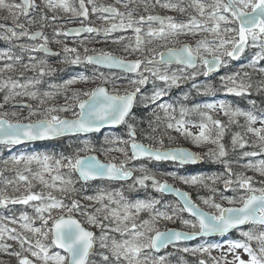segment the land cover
I'll use <instances>...</instances> for the list:
<instances>
[{"label":"snow or ice","instance_id":"snow-or-ice-1","mask_svg":"<svg viewBox=\"0 0 264 264\" xmlns=\"http://www.w3.org/2000/svg\"><path fill=\"white\" fill-rule=\"evenodd\" d=\"M88 3H93V0H88ZM162 8L169 10H176L181 13L187 9L180 6L177 3H172L171 0H165L161 3V0H156ZM46 7L50 10L62 9L65 12H71L73 15L82 16L87 18L89 13L85 7L84 0H80L79 11L73 7L69 0H46ZM128 7L127 4L124 5ZM38 7L35 5L34 0H23L22 4H11L6 0H0V9H6L12 19L17 21L19 16L23 15L27 17L31 9ZM188 8L194 10L197 15H191L187 22L177 23L173 17L170 16H159V15H148L147 17L141 15L138 19L134 18L132 11L125 13L120 12L113 6H100L97 8L93 6V13L99 11L101 13H107L103 17L104 20L119 18V23H112L110 27H106L103 31L105 34L123 29H132L136 34V46L132 49L133 52L141 51V45L145 42L152 43L153 39L164 41L161 45L165 51L157 52L156 49H149L150 52L155 53L159 56V60L148 59L147 62L136 59L128 61L121 59L117 56L107 52H100L97 55L90 56L86 55L83 60L77 53L75 48H64L65 53H77L74 58H65L64 63L72 65H79L81 63L93 64L106 66L108 68H119L125 72L136 73L139 79L132 80L131 83L138 85L133 91H125L123 95L118 92L110 93L106 87L99 86L90 91L75 92L71 99L75 100L76 103L72 107H78L79 112H74V119H62L58 115H53L55 112H66L71 110L67 105L60 108L49 107L44 110L43 118L23 123L20 119L15 122L6 119L8 113L5 112L0 115V144L3 145H19L25 141H38L54 139L60 136L68 134H80V133H93L99 132L105 125H122L126 124L128 128L127 135L130 137L128 141H122L125 144L130 143L132 155L128 157L127 152L124 149L119 151L124 152L126 160L121 161L119 164L109 161L108 163H102L96 156L85 155L81 156L80 151H91L87 141L84 142L85 147L78 149L72 156L62 157L61 159H54L49 155H19L12 157V163L14 165H25V171L31 172V168L28 165L36 163L41 165L42 171L34 174V179H38L39 182L46 187L56 188L57 182H59L61 192H72L75 191L73 188V180L71 178H65L60 174V169L67 168L69 173H78L79 178L85 182L96 179H108V180H129L133 176L134 169L126 167L128 159L138 160L146 158L155 161H173L179 162L180 164L197 163L202 159L198 154L188 151L183 148L175 149H163L154 148L151 145H144L135 141L136 128L129 122L134 120L133 108L136 104L137 95L140 93V86L148 83V77L144 75V72L150 73L156 79L165 82L168 87L179 86V77L176 73L169 75L167 71L161 72L159 67H148V65H162L168 66L173 63L185 65L187 67L195 68L197 61L205 69L203 71L204 76H208L212 72L218 70L224 65L223 57L227 56L233 60L239 59L241 54L244 53L246 46L249 41L252 42V46L260 47L261 53H258L252 65L254 66L260 60H264V0H191ZM147 11V8L145 9ZM199 17V19L197 18ZM46 19V17H41ZM33 21H30L32 23ZM147 23V37L145 41L140 33L143 31V25ZM156 23L159 25L158 28H153L151 25ZM43 26V25H41ZM5 27L0 25V28ZM16 27L21 31H16L14 28H6V35L4 39H20L21 37H28L30 40L42 39L44 43L39 45H21V49L31 52H43L46 55H59L53 53L47 46V37L40 31L30 33L24 30L23 24H16ZM70 32L79 34L80 32L88 33H99L100 29L93 27H84L80 29H72ZM198 32H207L214 34L218 38V42L215 46H212L207 40H200L196 42V47L193 49L192 45L184 44L180 47H169V38L177 37L180 35H196ZM67 34V33H65ZM225 34H232L228 38H225ZM120 39H124L121 37ZM259 42V43H258ZM231 45V48L227 47ZM207 53V56L202 54ZM85 53L88 49L85 48ZM211 57V59L208 58ZM7 58L8 60L19 61L20 57H14L8 52H0V59ZM35 60V57H31ZM144 65L143 71L141 66ZM5 67L9 70L13 68L12 64H7ZM24 68L31 67L32 69H38L41 76L47 73L55 71L47 65V61L41 59L37 63L31 65H23ZM264 72V68L259 69ZM195 73L191 78L194 79ZM239 75V74H236ZM189 77H184L188 79ZM91 78L80 74L77 77H73L64 82V85L60 87L67 88L69 85H73L78 81L89 82ZM221 80L227 81L228 84L234 85L227 87V92L234 93L237 96L245 94L252 85L250 83L245 84L243 81L237 83L235 76L221 77ZM104 83H108L107 79H104ZM40 80H29L26 83H19L16 80L9 78L6 81L0 83V91L7 90V94L4 96V102L7 103L10 99H14L17 96H28L32 99H37L39 93L37 91H29L30 87L40 84ZM193 87H197L193 85ZM21 89L22 91H17ZM206 91H212L209 86ZM165 94L164 89L154 90L150 97H144L145 106L147 103H156ZM51 92H44L45 98L52 97ZM81 96L86 99H80ZM45 99H40V103L44 104ZM254 103V102H253ZM31 108V105H25ZM3 104H0V108ZM158 107L164 110L165 114H168V110L172 108L170 104H159ZM200 108L205 109H216L217 105L214 103H208L204 105H196L191 111H199ZM219 108L224 111V114L232 117L243 116L248 123V131L254 133L260 141L259 147L261 151L258 152H244V156H257L264 154V127L254 128L253 124L258 121L264 125V114L258 116L253 112L241 111L240 109H232L231 106L224 102H220ZM189 111V109L181 108V115L183 116ZM36 111H30L29 115H36ZM12 116H17V113L13 112ZM200 115L205 116L215 126L221 129L217 138L212 139L210 137V130L207 124H201V131L198 135L193 137V142L200 144L202 142H211L218 145V152L209 150L208 156L216 161H221V158L227 155L225 147L220 143V137L223 136V129L220 120H213L207 112H201ZM24 119H28L25 117ZM157 120L159 117L157 116ZM184 120L168 123L169 129H175L177 132H181L183 135L191 136L190 132L184 129ZM155 130V129H154ZM154 139V137H149ZM171 139V137H170ZM163 145V140L159 141ZM233 146L239 144V147H245L246 141L237 134L232 140ZM112 150V149H110ZM66 161V162H65ZM227 164V161H222ZM7 163V162H6ZM248 168H253L264 176V160H260L257 164L249 163L246 165ZM55 171V175H52ZM140 171L144 174L136 178L135 183L141 187H146V181L151 180L152 186L161 193L174 192L182 203V207L178 209L179 212H188L194 218L195 222L191 220H181V223L189 226L192 231L184 232L177 231L174 229H168L164 232L159 231L155 227L156 217H159L166 221H172L173 215H169L167 212L156 211L155 215L151 220H144L142 224L138 225L136 219L142 211L153 212L155 205L159 203L158 200L143 201L137 200L134 203H124L120 209L107 210V205H104V209L107 210L103 216V220L112 218L116 222V227L112 230L121 234V236H127L122 240L115 238H109L108 235L102 231L99 237L100 248L106 249L108 254L101 253L102 264H146L147 256H144L145 250H156L159 251L161 248H166L168 245H173L181 240L194 239L197 236H209L212 234H225L231 229L239 228L241 225L252 224L264 226V187L256 188L252 184L251 177L239 176L236 183L239 184L241 189H244L247 193L246 196H241L239 203L241 207L224 208L221 204L216 203L211 198H202L203 203L209 208L214 209V212H204L197 204H195L189 193L183 192L179 189L174 188L168 184L167 181L161 182L150 175L147 170L141 166ZM231 174V169H228ZM45 173L51 176V183L46 180ZM174 178L181 180L185 184L189 185H203L208 187L205 182L206 179H212L215 181V177L206 178L204 176H190V177H177L174 173H171ZM20 181H26L31 187V182L28 176L19 174ZM225 186H230L233 181L225 180ZM135 185H132L134 187ZM215 191V189H212ZM123 199L122 193H116ZM228 200L229 204L237 203L236 200L230 197H223ZM88 200H95L97 202H103L107 199L110 202L119 204L120 201L114 200L112 194L101 193L97 196H88ZM48 202L45 203L44 201ZM31 201H40L39 206L35 208L39 219L45 226L48 225L49 220L52 221V225L47 231H42L41 228L32 227L31 218L25 213L21 214L20 220L25 221L21 224V227L28 232L39 235L47 239L51 234V245L42 243L40 239L35 242V248L38 250H31V242L27 237H21L19 235H12L15 229L9 230L7 226H0V241H3L5 236L10 240H18L21 248L26 243L30 245L29 251L31 255L37 260L43 262V264H90L89 257L94 251V245L96 243L95 234L92 231L85 229L79 220L75 219L72 215L73 211H79L81 206L78 201L73 200L71 206L68 207L67 215H60L53 217V210H63L67 207L62 200L56 199L51 193L44 197L42 194L28 192L26 195H22L17 198H9L5 194H0V206H7L8 204H24L27 205ZM102 209L97 208L96 212L100 213ZM47 213V217L44 215ZM87 222L95 227H100L102 230V220L95 214L87 216ZM12 223H16L12 220ZM142 229V230H141ZM247 238L248 242L256 240L259 242L258 249H253L249 243L240 241H230L229 251H235L236 249L242 248L248 255V260L240 259L236 256L235 259L238 264H264V231H260L259 234H254L252 231H246L241 233ZM110 241V242H109ZM55 246L62 249L66 255H61L59 252L49 254V247ZM11 245L0 242V250H7ZM213 247H220L219 245H208L200 246L196 248H183L184 252H192L193 254L208 253ZM20 258L19 252L9 253ZM143 256V259H142ZM19 264H33V261L27 257L19 259ZM152 264H165V257L161 256L158 260H154ZM199 264H205L204 260H200Z\"/></svg>","mask_w":264,"mask_h":264},{"label":"rangeland","instance_id":"rangeland-1","mask_svg":"<svg viewBox=\"0 0 264 264\" xmlns=\"http://www.w3.org/2000/svg\"><path fill=\"white\" fill-rule=\"evenodd\" d=\"M6 2L11 4H21L19 0H6ZM165 0H161L164 3ZM172 3H177L180 6L186 8L187 10L183 13L176 10H169L162 8L156 3V0H123L119 3H114L113 5L119 6L123 9L122 13L127 14V12L132 11L134 18L138 19L141 15L139 7L146 9L144 13H148L151 10L161 9L162 12L165 10L168 15L175 16L174 21L177 23L187 22L191 15H197L193 9L188 8L191 0H171ZM35 7L30 16L25 17L23 15L19 16L17 21H14L6 9H0V25L5 27L0 28V43L5 41L7 46H0V52H8L14 57H20L19 61L8 60L7 58L0 59V83L8 80L9 78L18 81L19 83H26L29 80H40L41 83L35 85V87H30L29 91H37L39 97L37 99H32L28 96H17L14 99H10L7 103L4 102V96L7 94V90L0 91V104L3 107L0 108V115L7 112L9 119L15 122L20 119L22 122L34 121L43 118L44 110L49 107L60 108L62 106H69L71 110L66 112H55L53 115H58L61 118L73 117L74 112H79L78 107H72L75 105L76 101L71 99L73 93L90 91L96 87L106 85L111 92H118L119 94L125 93V91H133L138 85L132 84L131 81L139 79L137 74L129 75L118 70H105L99 67L92 66L91 64L81 63L79 65H72L69 63H64L65 58H74L77 53L80 55L81 59L86 55L98 54L100 52L111 53L112 55H117L122 58L134 59L141 58L143 60L152 59L149 49H156L157 52L164 50L161 45L164 43L162 40L153 39L152 43L145 42L141 45V51L133 52L132 49L136 46V34L132 29H125L123 32H111L109 34L104 33L106 27H110L112 23H119V18L108 19L107 21L103 19L105 15L101 14L99 11L93 13L92 8L96 6H105L104 2H97L93 0V3H89L90 11L92 12V18L89 21L91 25H96L99 27V33L87 34L83 37L71 38L66 33V30L71 27H79L86 24V20L82 16L73 15L71 12H65L62 9H57L55 11L50 10L46 7V0H34ZM69 3L79 11L78 0H69ZM125 4L128 5L125 8ZM144 7V8H143ZM165 12V13H166ZM41 17H46V19H41ZM199 19V17L197 16ZM30 21H33L30 23ZM23 24L24 30L34 33L37 31L43 32L44 36L47 35V46L49 49L62 51L61 57L55 59L51 54H45L43 52H31L21 49V45H39L44 43V40H30L28 37H21L20 39H4L6 35V28H14L16 31H21V29L16 27V24ZM154 24V23H153ZM43 25V26H41ZM143 26V31L140 33L141 37L146 41L149 39L146 35L148 24L138 25ZM153 28H158L159 25H151ZM232 34H225V38H228ZM123 37L124 39H120ZM200 40H207L212 46L218 42V38L211 33L198 32L196 35H180L177 37H170L168 46H181L184 43H191L193 49L196 47V42ZM259 43V42H258ZM77 49V53H65L64 48ZM230 50L231 45L227 46ZM85 48L88 52L85 53ZM262 49L260 47L252 46L250 41V52L246 55L243 61L238 62L231 60L229 57L224 56V67L221 73L214 76H204L202 73L205 70L200 64L196 69H189L180 65H148V67H159L161 72L167 71L169 75L176 73L181 77L179 81V86L168 87L165 82L160 81L153 77L150 73L144 72V75L148 77V83L146 85L140 86L142 93L137 100V107H145L146 114L152 117V126L158 130V127H162L157 135H155V143L151 146L156 148H162L167 146L183 145L189 147L194 152L207 158V170H201L200 172H192L190 174H184L175 169L167 168L166 165H158L153 160H131L128 159L126 162V167L134 169L136 174L135 179L130 181H113L107 179H99L95 181H88L86 183L82 182L79 178L78 173H69L67 168H61L60 174L65 176V178H71L73 180V188L75 191L72 192H61L59 190L60 185L57 182L56 188H49L41 184L38 179H34V174L36 172L42 171L41 165L35 162L28 165L31 168V172L25 171V165L21 163L20 165H14L12 163L13 156L19 155H49L54 159H61L62 157L72 156L76 153L78 149L85 147L84 142L87 141L91 151L85 152L80 151L81 156H85L91 153H96L100 159L105 162H114L119 164L121 161L126 160L124 152H127L128 157H130L131 151L129 148V143L125 144L122 141L130 140L127 135L128 128L127 125L122 129L106 131L97 135H78V136H67L63 139V144L66 149H63L62 145L51 144L50 146L37 147L35 145H27L25 147H13L0 145V194H5L9 198H17L22 195H26L29 191L32 193L42 194L47 197L51 193L56 199L62 200L67 206L63 210H53L52 216L67 215L68 207L71 206L73 200L79 202L81 208L79 211H73L72 215H77L85 223V225L90 229L98 230L99 234L96 236L97 248L94 254L91 255L89 261L90 264H102L103 254H108L106 249L100 248L99 237L102 231L105 232L108 237L115 238L117 240H122L124 238H129L127 236H121L120 233L113 231L112 229L116 227V222L109 218L108 220H103V216L106 214L107 210L120 209L124 203H134L137 200L152 201L158 200L159 203L155 205L153 212L142 211L136 219L138 225L142 224L144 220H151L155 215L156 211L167 212L169 215H173L172 221H166L159 217H156L155 227L161 230H168L169 228H179L185 231H192L189 226L181 223V220H191L195 222V218L186 212H179L178 209L182 207L179 200L172 196H166L159 192L152 186V181H146V187H141L136 184V178L142 176L144 173L140 171L141 166H143L147 172L158 178L159 181H169L175 186L192 192L194 199L197 204L202 206L205 210L209 212H214L215 210L209 208L203 203L202 198H211L216 203L222 205V207L227 206H241L239 199L241 196H246L247 193L244 189L239 187L236 183L239 176L251 177L252 184L256 188L264 187V176H261L253 168H248L246 165L249 163L257 164L260 160H264V154L257 156H244V152H260L259 147L260 141L258 137L249 132L248 123L243 116H237L230 118L224 114V111L219 108L220 102H224L231 106L232 109H240L241 111L253 112L254 114L261 116L264 114V72L259 71V69L264 68L259 63L252 65V61L258 53H261ZM155 54V53H154ZM202 54L207 56V53ZM35 57V60L31 59ZM210 57V56H208ZM41 59L47 61V65L55 71L47 73L43 76L39 74L38 69H32L31 67L24 68L23 65H31L37 63ZM12 64L13 68L11 70L7 69L5 65ZM143 71V69L141 70ZM196 74L194 79L191 78L193 74ZM80 74H84L91 79L89 82L78 81L73 85L67 86V88L60 87L64 85V82L77 77ZM239 74V75H236ZM235 76L237 83L243 81L245 84L250 83L252 85L245 94H243L244 99L255 98L254 100H249L248 103L250 107H242L236 104L232 100V95L227 92V87L234 86L228 84L227 81L221 80V77ZM184 77H189L184 79ZM217 78V79H216ZM104 79H107L108 83H104ZM216 79V80H215ZM215 80V81H214ZM196 85L197 87H193ZM212 88V91H206L208 87ZM217 88V89H216ZM164 89L165 94L156 101V103H147L145 106L144 97H150L154 90ZM219 90L220 92L218 93ZM17 91H22L17 89ZM44 92H51L53 95L51 98H45L43 96ZM217 92V93H216ZM255 96V97H254ZM195 97L196 99H193ZM86 97L81 96L80 99H85ZM40 99H45L44 104L40 103ZM183 101H190L185 104ZM254 102V103H253ZM24 103L31 105V108L24 106ZM208 103H214L217 108L205 109L200 108L199 111H191L196 105H204ZM159 104H170L172 108L168 110L166 115L164 110L158 107ZM189 109V111L181 115V108ZM260 109V110H258ZM30 111H36V115L30 116ZM262 112V113H259ZM15 112L17 116H12L11 114ZM201 112H207L212 116L213 120H220L223 136L220 137V143L225 147L227 155L221 158V161H216L208 156L209 150L218 152V145L211 142H202L196 144L193 142V137L198 135L201 131L200 125L207 124L210 130V137L212 139L217 138L220 128L212 124L205 116L200 115ZM157 116L159 120H157ZM28 117V119H24ZM264 118V117H262ZM183 119L184 130L190 132L191 136L183 135L181 132L175 131V129H169L167 127L168 123H173L175 125L176 121ZM139 122V121H138ZM137 131V126L134 122H131ZM254 128L264 127L259 121L253 124ZM239 134L243 141H246L245 147H239V144L233 146V137ZM152 135V134H151ZM171 137V139H170ZM139 139V138H138ZM169 139L174 143L167 144L163 142V145L159 143L160 140ZM142 141L141 139H139ZM55 142V141H54ZM144 142V141H142ZM145 143V142H144ZM112 149V150H110ZM119 149H124V152L119 151ZM222 161H227L225 164ZM7 162V163H6ZM66 162V161H65ZM228 169H231V174H229ZM28 176L31 182V187L26 181L19 180V174ZM171 173H174L177 177H190L194 175L204 176L206 178L215 177V181L212 179H206L208 187L203 185H189L183 183L181 180L174 178ZM53 171L52 175H55ZM46 180L51 183V176L45 173ZM232 180L233 183L226 187L224 181ZM132 185H135L132 187ZM215 189V191H212ZM101 193L112 194L114 200L120 201L119 204L113 203L105 199L102 203L95 200H88V196H97ZM116 193H122L123 199ZM138 195V196H137ZM223 197H230L237 201L235 204H229L227 199ZM45 203L48 201L45 200ZM40 201H31L29 204H8L7 206H0V226H7L9 230L15 229L16 231L11 233L12 235H19L21 237H27L31 242V250H38L35 248V242L40 239L42 243L51 245V234L45 239L39 235L28 232L21 227V224L25 221L20 220L21 214H27L32 221V227L41 228L42 231H47L51 227L52 221L49 220L48 225L45 226L43 222L39 219L35 208L39 206ZM104 205H107V210L104 209ZM100 208L102 211L100 213L96 212V209ZM90 214L97 215L106 227L103 230L100 227H95L87 222V216ZM47 217V213L44 214ZM15 220L16 223H12ZM142 230V229H141ZM246 231H252L254 234H259L260 231H264V226L260 225H249L247 228L238 231L240 236L243 238L242 242H247L253 249H258L259 242L253 240L251 242L247 241L241 233ZM237 241L235 239L226 238L224 240L207 239L202 238L191 242H180L168 246L166 249L155 252L154 250H145L144 256H147L146 264H152L154 260H158L159 257H165V264H199L200 260H204L205 264H238L235 259L239 256L240 259L248 260L247 253L242 249H236L235 251H229V242ZM2 243H7L11 247L5 252L0 250V264H19V259L27 257L29 260L33 261V264H43L42 261L37 260L31 255L29 251L30 245L26 243L23 248L18 240H10L5 236ZM110 242V241H109ZM219 245L220 247H213L208 253H195L184 252L183 248H196L200 246L208 245ZM19 252L20 258L15 255H10L9 253ZM59 252L61 255H66L63 250L56 248L55 246L49 247V254H54ZM143 259V256H142Z\"/></svg>","mask_w":264,"mask_h":264},{"label":"water","instance_id":"water-1","mask_svg":"<svg viewBox=\"0 0 264 264\" xmlns=\"http://www.w3.org/2000/svg\"><path fill=\"white\" fill-rule=\"evenodd\" d=\"M21 3H23V0H21ZM84 3H85V7L88 9V7H87V5H86V2L84 1ZM116 8V7H115ZM118 9V8H117ZM119 10V9H118ZM30 13V12H29ZM88 13H89V10H88ZM105 14H107V13H105ZM86 20L88 19V17L87 18H85ZM84 27H88V26H79V27H72V28H70V29H68L67 31H66V33H67V35L69 36V37H81V36H83L85 33H87V32H80L79 34H77V33H75V32H70L69 30H72V29H80V28H84ZM185 44H190V43H185ZM184 45V44H183ZM190 45H192V44H190ZM248 49H249V44H248V46H246V48H245V51H244V53H242L241 54V56H240V58L239 59H235V60H240L245 54H246V52L248 51ZM163 51H165V50H163ZM51 52H53V51H51ZM94 55H97V54H92V55H90V56H94ZM114 56H117V55H114ZM117 57H119V56H117ZM119 58H121V57H119ZM209 59H211V57H208ZM121 59H124V58H121ZM125 60H128V59H125ZM134 60V59H133ZM133 60H128V61H133ZM136 60V59H135ZM141 60V59H140ZM173 64H176V63H173ZM198 64H199V61H197V65H196V67L198 66ZM97 66H101V65H97ZM101 67H103V68H106V69H116V70H122V69H119V68H108V67H106V66H101ZM195 67V68H196ZM189 68H191V67H189ZM191 69H193V68H191ZM221 71V67L218 69V70H216V71H214V72H212L211 74H209L208 76H212V75H214V74H216V73H219ZM129 73V72H128ZM103 87H106L107 89H108V87L107 86H105V85H103ZM108 91H109V89H108ZM229 94H234V93H229ZM120 95H123V94H120ZM138 96V95H137ZM24 106L25 105H29L28 103L26 104V103H24L23 104ZM133 110H134V108H133ZM62 119H69V120H71V119H74V118H70V117H65V118H62ZM23 123H28V122H23ZM123 125V124H122ZM122 125H105L104 127H102L101 128V130L99 131V132H93V133H80V134H75V135H90V134H95V133H100V132H103V131H105V130H107V129H112V128H114V129H118V128H120ZM68 135H72V134H68ZM68 135H64V136H60V137H57V138H54V139H47V140H38V141H25L24 143H22V144H19V145H12V146H21V145H23V144H27V143H34V142H43V141H49V140H55V139H58V138H62V137H65V136H68ZM136 138V137H135ZM136 142H138V143H141V144H144L143 142H140V141H136ZM1 145V144H0ZM144 145H146V144H144ZM131 148V147H130ZM155 148V147H154ZM175 148H183V149H186V150H188V151H191V152H193V153H195L194 151H192L190 148H188V147H186V146H172V147H166V148H163V149H175ZM197 154V153H196ZM88 155H93V156H96L102 163H108V162H105V161H103V160H101L100 159V157L96 154V153H91V154H88ZM199 155V154H198ZM200 156V155H199ZM200 157H202V156H200ZM141 159H144V158H141ZM204 162V158L202 157V159L200 160V161H198L197 163H189V164H192V165H195V164H201V163H203ZM133 176H134V172H133ZM133 176H132V178H133ZM131 178V179H132ZM83 181V180H82ZM167 183L168 184H170V185H172L174 188H176V189H179V190H181V191H183V192H187V193H189L190 194V196H191V199H192V201L194 202V199H193V196H192V193L191 192H189V191H186V190H182V189H180V188H178V187H176L174 184H172V183H170V182H168L167 181ZM166 194H168V195H174V196H176L175 195V193L174 192H166ZM177 197V196H176ZM178 198V197H177ZM179 199V198H178ZM195 203V202H194ZM196 204V203H195ZM198 205V204H197ZM204 212H208V211H206L205 209H203L200 205H198ZM231 207H241V206H229V207H225V208H231ZM190 214V213H189ZM75 219H77V220H79L80 221V223L82 224V226L85 228V229H87L84 225H83V223H82V221L77 217V216H73ZM246 225H249V224H245V225H241V226H239V228H241V227H244V226H246ZM170 229H174V230H177V231H184V230H181V229H178V228H170ZM236 229H238V228H236ZM236 229H231V230H229V232H227V233H225V234H212V235H209V236H206V237H216V236H222V235H227V234H230L231 232H233L234 230H236ZM87 230H89V231H92L93 233H94V231L93 230H90V229H87ZM166 231V230H165ZM161 232H164V230L163 231H161ZM184 232H187V231H184ZM199 237H203V236H197L196 238H194V239H190V240H181V241H184V242H188V241H193V240H195V239H197V238H199ZM181 241H178V242H181ZM178 242H176V243H178ZM169 246V245H168ZM59 249V248H58ZM162 249H164V248H161L159 251H156V250H154L155 252H160ZM62 250V249H61ZM94 250H95V245H94ZM94 252V251H93ZM90 258V257H89Z\"/></svg>","mask_w":264,"mask_h":264},{"label":"trees","instance_id":"trees-1","mask_svg":"<svg viewBox=\"0 0 264 264\" xmlns=\"http://www.w3.org/2000/svg\"><path fill=\"white\" fill-rule=\"evenodd\" d=\"M259 64L261 66H264V60L260 61ZM217 91H218V93L220 92L219 90H217ZM193 99H196V98L193 97ZM232 100L236 104H238V105H240L242 107H247V103H246V100L244 99V96L243 95H241V96L234 95L232 97ZM188 102H190V101H185V103H188ZM145 109L146 108L145 107H142V106L136 107V109L134 110V113H133L134 116H135V119L134 120H129V122L130 121L131 122H134L135 125L137 126L138 138L141 139L142 141H144L146 144L152 145L156 141L155 140V135H157L159 133V131L162 129V127H161V129H160V127H158V130L155 129V128H153V126H152V117L149 114H146V112H144ZM149 137H154V139H149ZM63 141L64 140H57L55 142H48V143L38 144L36 146L37 147H43V146H50L51 144L52 145L53 144H56V145L59 144V145H62L63 146V149L67 150L66 149V146L63 144ZM163 142H167L168 145L171 144V143H174L172 140H169V139H164ZM166 166L168 168L170 167L169 165H166Z\"/></svg>","mask_w":264,"mask_h":264},{"label":"flooded vegetation","instance_id":"flooded-vegetation-1","mask_svg":"<svg viewBox=\"0 0 264 264\" xmlns=\"http://www.w3.org/2000/svg\"><path fill=\"white\" fill-rule=\"evenodd\" d=\"M86 1V3H87V5H88V7H89V3H88V0H85ZM95 1H97V2H104V3H106V5H105V7L106 6H115V7H118L119 9H120V12H122L123 11V9L121 8V7H119V6H116V5H113L114 3H119V2H121V1H123V0H95ZM78 3H79V5H80V2H79V0H78ZM144 8V7H143ZM33 10H34V8L32 9V11H31V13L33 12ZM137 10H139V11H141L140 13L141 14H143V16H148V15H159V16H166V15H168L167 14V12L164 10L163 12H162V10L161 9H158V10H160V11H157V10H151L150 12H148V13H144L145 12V8L144 9H142V8H138ZM166 12V13H165ZM31 13L29 14V16L31 15ZM101 13V12H100ZM101 14H103V15H105L104 13H101ZM166 14V15H165ZM92 12L90 11V8H89V20H87L86 21V24H87V26H89V27H93V28H98L99 29V27H95V25L93 26V25H91L90 23H89V21L91 20V18H92ZM174 18H175V16H174ZM145 25H147V24H145ZM152 25H157L156 23H154V24H152ZM142 29H143V26H142ZM144 30V29H143ZM124 31H125V29H124ZM93 34V33H92ZM45 36H47V35H45ZM145 41H146V39H145ZM170 47H173V46H170ZM174 47H178V46H174ZM62 53V51L60 50V52L58 53L59 55H52L53 57L52 58H55V59H57V58H59V57H61L60 56V54ZM151 57H152V59L153 58H155V59H157L159 56L158 55H156V54H151ZM145 62H147V60H144ZM84 223V222H83ZM85 224V223H84ZM86 226V225H85ZM87 227V226H86ZM88 228V227H87ZM94 232H95V237L97 236V234H99V232H98V230H96V229H92ZM96 244V243H95ZM96 248H97V244H96Z\"/></svg>","mask_w":264,"mask_h":264}]
</instances>
